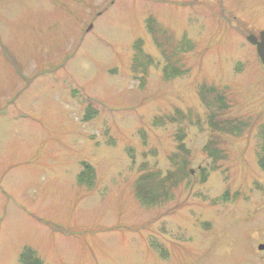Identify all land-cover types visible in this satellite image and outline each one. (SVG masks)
I'll list each match as a JSON object with an SVG mask.
<instances>
[{
  "label": "rangeland",
  "instance_id": "obj_1",
  "mask_svg": "<svg viewBox=\"0 0 264 264\" xmlns=\"http://www.w3.org/2000/svg\"><path fill=\"white\" fill-rule=\"evenodd\" d=\"M263 11L0 0V264H264ZM212 88L239 133L211 130Z\"/></svg>",
  "mask_w": 264,
  "mask_h": 264
},
{
  "label": "trees",
  "instance_id": "obj_2",
  "mask_svg": "<svg viewBox=\"0 0 264 264\" xmlns=\"http://www.w3.org/2000/svg\"><path fill=\"white\" fill-rule=\"evenodd\" d=\"M135 51H138L137 54L135 53L134 57H133V62H132V71L134 73H136V71L138 70V68L141 66L142 68V71H143V76L145 75V70L147 67H149V65L152 63V61L150 59H148V61H146V63H144L139 57H140V46L138 43L135 44V47H134ZM164 70L167 69L166 68H163ZM180 75V72L177 71V74L176 76ZM210 92H213L214 94H211V96H207V95H203L201 94L200 95V102L202 104V106L206 109L207 111V115H206V119H208L209 121V125L211 130L212 131H222L223 128L227 131V133L229 134H233V133H239V130L237 129V123L239 122H234L235 120H217L216 121V118L215 115L217 114V112L221 111V110H224L227 108V104H226V95L220 93L219 91H217L215 89L212 88L209 90V93ZM203 93V92H202ZM206 93H208L206 91ZM211 99V100H210ZM191 115V118H193V114H190V112H187L185 114H181L180 112L178 111H175L174 115L172 117H170V122H177V121H180V120H188V118L190 117ZM264 154V151L263 153ZM216 155V154H215ZM259 165H262L264 166V156H261L260 159H259ZM147 175V174H146ZM146 175H143L142 177L146 176ZM159 177V175H158ZM78 182L79 183H82V178L81 176H79L78 178ZM144 179H148V177H144L142 180ZM164 183H156V190L158 193H160L158 190L160 189H163ZM161 186V187H159ZM138 195H140L138 192H137ZM161 195L164 196V191L160 193ZM156 197V194L152 192H148L146 194V196H144L145 199L147 200H150L152 201L154 198ZM157 201V200H155ZM153 201V202H155ZM24 256L22 257L23 258V263H25V259L28 258L30 255L28 253H25L23 254Z\"/></svg>",
  "mask_w": 264,
  "mask_h": 264
},
{
  "label": "flooded vegetation",
  "instance_id": "obj_3",
  "mask_svg": "<svg viewBox=\"0 0 264 264\" xmlns=\"http://www.w3.org/2000/svg\"><path fill=\"white\" fill-rule=\"evenodd\" d=\"M254 11H257L254 9ZM231 31V29H229ZM251 37L253 40V44H251L248 41V38ZM243 39L251 45V47L253 48L254 54H255V58L257 60V62L263 67L264 66L261 64L260 60H259V54L261 52H264V11L261 15V17L259 19L256 20V22L254 23V27L250 30L247 29L245 32V35L243 37Z\"/></svg>",
  "mask_w": 264,
  "mask_h": 264
},
{
  "label": "water",
  "instance_id": "obj_4",
  "mask_svg": "<svg viewBox=\"0 0 264 264\" xmlns=\"http://www.w3.org/2000/svg\"><path fill=\"white\" fill-rule=\"evenodd\" d=\"M248 41H249L251 44H253V40H252L251 37L248 38ZM259 60H260L261 64L264 66V52H261V53L259 54ZM258 250H259V251H264V245H259V246H258Z\"/></svg>",
  "mask_w": 264,
  "mask_h": 264
}]
</instances>
